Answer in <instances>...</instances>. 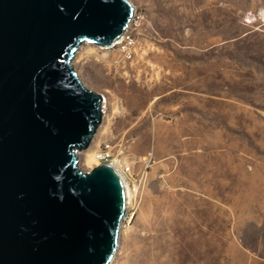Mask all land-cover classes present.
Instances as JSON below:
<instances>
[{"label":"rangeland","instance_id":"1","mask_svg":"<svg viewBox=\"0 0 264 264\" xmlns=\"http://www.w3.org/2000/svg\"><path fill=\"white\" fill-rule=\"evenodd\" d=\"M128 2V51L85 43L72 61L106 99L81 168L130 146L109 264H264V0Z\"/></svg>","mask_w":264,"mask_h":264},{"label":"water","instance_id":"2","mask_svg":"<svg viewBox=\"0 0 264 264\" xmlns=\"http://www.w3.org/2000/svg\"><path fill=\"white\" fill-rule=\"evenodd\" d=\"M128 0H0V264H109L127 209L108 164L83 173L102 96L72 61L111 47Z\"/></svg>","mask_w":264,"mask_h":264},{"label":"built area","instance_id":"3","mask_svg":"<svg viewBox=\"0 0 264 264\" xmlns=\"http://www.w3.org/2000/svg\"><path fill=\"white\" fill-rule=\"evenodd\" d=\"M134 17V12H133V16L131 18V20ZM130 20V22H131ZM129 22V23H130ZM129 27V25H128ZM128 27L125 30V32L123 33L122 37L116 41L111 47H108L106 49H111L114 48L116 46H120L121 44H123L125 42V45L122 46V50L124 51H128V40L130 39L129 34L127 33L128 31ZM80 48V47H79ZM102 101H101V111L103 112V116L105 115V109H106V100H105V96L102 95ZM129 149L130 146L128 144V142L126 141H104L100 147L98 148V150H96V152L93 155V161L91 164V166H87L86 170H83L80 166V155H81V151L83 150H79L77 151V160H78V167L79 169L81 168L83 173H90V171L95 168L96 166H100L103 164H108L109 166H111L117 173H120L124 178L126 183L128 184L129 179L133 177L134 175V171H133V164L131 161L128 160L129 157ZM129 219V205L127 206V209L121 219V223H120V228L119 231L121 230V228L124 226V223Z\"/></svg>","mask_w":264,"mask_h":264},{"label":"bare ground","instance_id":"4","mask_svg":"<svg viewBox=\"0 0 264 264\" xmlns=\"http://www.w3.org/2000/svg\"><path fill=\"white\" fill-rule=\"evenodd\" d=\"M92 161H93V157H89V160L86 161L88 163V165L85 163L86 166H89L90 167L91 166V163L90 162H92ZM80 170H82V169L80 168ZM118 175H119V177H120V179H121V181H122V183L124 185V189H125V192H126L127 206H128L131 203V190H130L128 184L126 183L125 178L120 173H118Z\"/></svg>","mask_w":264,"mask_h":264}]
</instances>
